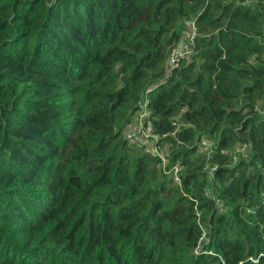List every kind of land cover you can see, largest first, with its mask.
Masks as SVG:
<instances>
[{"label":"trees","instance_id":"16d2710c","mask_svg":"<svg viewBox=\"0 0 264 264\" xmlns=\"http://www.w3.org/2000/svg\"><path fill=\"white\" fill-rule=\"evenodd\" d=\"M148 90L180 184L125 138ZM263 99L264 0H0V264H264Z\"/></svg>","mask_w":264,"mask_h":264},{"label":"built area","instance_id":"2783aa9c","mask_svg":"<svg viewBox=\"0 0 264 264\" xmlns=\"http://www.w3.org/2000/svg\"><path fill=\"white\" fill-rule=\"evenodd\" d=\"M186 29L182 31L180 41L175 43L168 55L166 71L167 76H170L177 68L180 67L182 62H190L193 59L195 39L197 36V26L195 20H186ZM149 90L143 95V98L137 103V110L133 113L129 123L126 125L124 135L128 144L135 149L149 154L153 158H159L163 161L165 173L167 175L173 172L178 173L182 170L183 166H177V163L170 165L167 155L169 152L165 149L168 146L160 143L161 137L155 133L150 121L151 110L149 108ZM256 112L264 119V99L256 107ZM197 146V153L205 158V171L208 175V180L212 181L217 166L210 165L209 160L211 156L217 152L215 141L209 136L198 137L195 141ZM251 148L246 144H237L230 153L234 163L240 158L247 160ZM225 153L224 150L221 151ZM168 165V169L166 168ZM177 184L181 183L180 177H176ZM204 194L208 198L215 200L220 210H223V203L219 199L211 197L209 186L204 190Z\"/></svg>","mask_w":264,"mask_h":264},{"label":"rangeland","instance_id":"374dc122","mask_svg":"<svg viewBox=\"0 0 264 264\" xmlns=\"http://www.w3.org/2000/svg\"><path fill=\"white\" fill-rule=\"evenodd\" d=\"M178 146H179V145H178ZM178 148H182V146H179ZM165 149H167L168 152L171 151V148H169V147H166ZM131 154H132V155L136 154V149H132V150H131ZM197 156H199V155H197ZM194 158H196L195 155L192 156V159H194ZM241 160H242V158H240L236 163H233V164L236 165V164H238ZM175 163H177V166H182V165L180 164V162H175ZM175 163H173V164H175ZM181 171L184 172V168H182V170L178 171V173L173 172L172 174H170V176L172 175V177L174 178V181H175L176 184L178 183V181L176 180V177L179 176V173H180ZM263 176H264V173H263ZM219 187H220V183H218V182H217V183H214V181L209 185V188H210V191H211V197H213V198H215V199H218V196H219Z\"/></svg>","mask_w":264,"mask_h":264}]
</instances>
